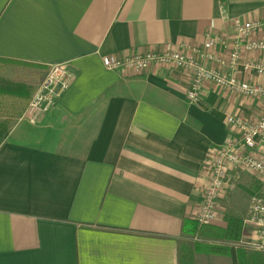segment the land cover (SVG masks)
<instances>
[{"label":"crops","instance_id":"crops-1","mask_svg":"<svg viewBox=\"0 0 264 264\" xmlns=\"http://www.w3.org/2000/svg\"><path fill=\"white\" fill-rule=\"evenodd\" d=\"M234 18H264V0H0V58L58 63L69 76L51 110L20 116L0 144V264H178L180 241H197L210 160L236 135L226 116L259 117L264 96L206 82L191 102L173 65L130 73L100 59L202 45L208 33L230 39ZM238 173L212 224L238 216L251 240L248 198L264 180ZM214 256L231 264L203 251L195 264Z\"/></svg>","mask_w":264,"mask_h":264},{"label":"built area","instance_id":"built-area-1","mask_svg":"<svg viewBox=\"0 0 264 264\" xmlns=\"http://www.w3.org/2000/svg\"><path fill=\"white\" fill-rule=\"evenodd\" d=\"M264 27V18L256 20H231L233 36L228 39L221 34L206 35L204 44L182 43L178 47H165L160 51L146 50L125 55H103L100 60L110 70H127L138 73L152 64H170L179 68L189 78L185 96L197 102L204 84L210 82L220 88L243 96L258 98L264 96V83L246 80L239 75L253 73L264 77V59L255 56L244 57L243 53H257L264 57V38L254 34ZM224 65L227 70L219 68ZM69 76L58 63L51 65L43 79L34 88L27 105L20 116L35 122L40 114L51 110L60 94L67 87ZM226 123L235 131L210 160L209 178L202 199L195 214L198 225L212 223L217 216V200L237 186L239 170L244 169L256 179L264 180V111L248 119L241 114H228ZM244 222L255 227L251 240L234 243L264 251V193L255 192L248 198Z\"/></svg>","mask_w":264,"mask_h":264},{"label":"trees","instance_id":"trees-1","mask_svg":"<svg viewBox=\"0 0 264 264\" xmlns=\"http://www.w3.org/2000/svg\"><path fill=\"white\" fill-rule=\"evenodd\" d=\"M0 62L13 63L32 67L40 72L41 81L46 68L38 64L8 60L0 58ZM31 85L21 80H15L0 75V144L7 137L9 129L22 114L25 102L28 101ZM226 225L217 226L192 224L196 240L180 241L178 245V264H195V254L206 252L208 254L227 255L231 264H264V251L248 248L241 244L242 218L235 215H226Z\"/></svg>","mask_w":264,"mask_h":264},{"label":"rangeland","instance_id":"rangeland-1","mask_svg":"<svg viewBox=\"0 0 264 264\" xmlns=\"http://www.w3.org/2000/svg\"><path fill=\"white\" fill-rule=\"evenodd\" d=\"M41 73L37 72L36 69L34 68H30V67H26L23 65H17V64H13V63H5V62H0V75L7 77V78H11V79H15V80H21L24 82H27L31 85L30 88V94H29V98L34 90V88L38 85V83L40 82L39 80V76ZM28 98V100H29ZM28 101L25 102V106L27 105ZM25 108V107H24ZM23 108V110H24ZM22 110V112H23ZM236 194V198L238 199V196L240 197V200L242 199V197H244L245 192H241V190H238V193ZM234 194V195H235ZM243 195V196H242ZM215 258H207L205 259L206 261L202 262L203 264H227V262L224 260V258L219 257L216 258V256H214Z\"/></svg>","mask_w":264,"mask_h":264}]
</instances>
